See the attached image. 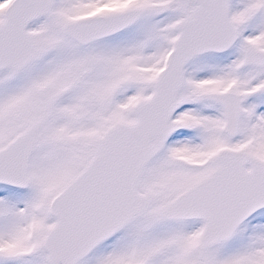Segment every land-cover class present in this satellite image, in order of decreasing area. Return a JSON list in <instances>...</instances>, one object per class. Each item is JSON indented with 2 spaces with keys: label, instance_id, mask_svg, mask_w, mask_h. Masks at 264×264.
<instances>
[{
  "label": "snow or ice",
  "instance_id": "obj_1",
  "mask_svg": "<svg viewBox=\"0 0 264 264\" xmlns=\"http://www.w3.org/2000/svg\"><path fill=\"white\" fill-rule=\"evenodd\" d=\"M0 264H264V0H0Z\"/></svg>",
  "mask_w": 264,
  "mask_h": 264
}]
</instances>
